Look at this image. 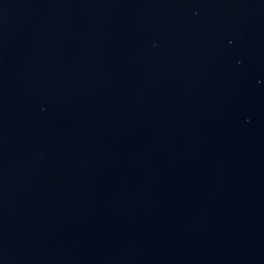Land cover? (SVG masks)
Listing matches in <instances>:
<instances>
[{
	"label": "water",
	"instance_id": "95a60500",
	"mask_svg": "<svg viewBox=\"0 0 264 264\" xmlns=\"http://www.w3.org/2000/svg\"><path fill=\"white\" fill-rule=\"evenodd\" d=\"M0 264H264V0H0Z\"/></svg>",
	"mask_w": 264,
	"mask_h": 264
}]
</instances>
